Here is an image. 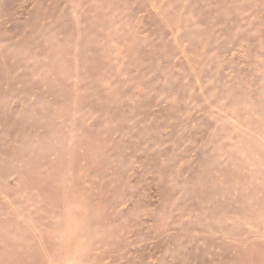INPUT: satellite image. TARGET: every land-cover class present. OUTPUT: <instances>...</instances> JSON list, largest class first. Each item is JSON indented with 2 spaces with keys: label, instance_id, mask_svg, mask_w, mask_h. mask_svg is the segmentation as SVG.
Masks as SVG:
<instances>
[{
  "label": "rangeland",
  "instance_id": "rangeland-1",
  "mask_svg": "<svg viewBox=\"0 0 264 264\" xmlns=\"http://www.w3.org/2000/svg\"><path fill=\"white\" fill-rule=\"evenodd\" d=\"M0 264H264V0H0Z\"/></svg>",
  "mask_w": 264,
  "mask_h": 264
}]
</instances>
